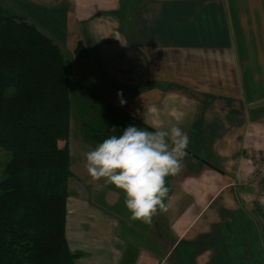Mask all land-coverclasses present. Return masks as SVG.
Masks as SVG:
<instances>
[{"label":"crops","instance_id":"1","mask_svg":"<svg viewBox=\"0 0 264 264\" xmlns=\"http://www.w3.org/2000/svg\"><path fill=\"white\" fill-rule=\"evenodd\" d=\"M21 1L67 5L88 53L91 87L82 83L189 138L182 171L166 179L167 212L145 224L130 220L122 192L89 178L96 146L83 129L71 142L70 123L65 236L76 264H264V178H253L264 154V0H247L238 31L226 0Z\"/></svg>","mask_w":264,"mask_h":264},{"label":"trees","instance_id":"2","mask_svg":"<svg viewBox=\"0 0 264 264\" xmlns=\"http://www.w3.org/2000/svg\"><path fill=\"white\" fill-rule=\"evenodd\" d=\"M73 56L86 60L77 40ZM53 39L0 7V264H76L66 236L70 83ZM84 136L93 145L129 125L153 130L72 79ZM113 129H116L113 132Z\"/></svg>","mask_w":264,"mask_h":264},{"label":"clouds","instance_id":"3","mask_svg":"<svg viewBox=\"0 0 264 264\" xmlns=\"http://www.w3.org/2000/svg\"><path fill=\"white\" fill-rule=\"evenodd\" d=\"M124 103L121 99L120 105ZM188 143L187 134L177 126L161 124L146 130L129 125L87 152L84 167L93 182L103 180L123 193L131 221L150 224L168 210L166 179L182 171Z\"/></svg>","mask_w":264,"mask_h":264},{"label":"rangeland","instance_id":"4","mask_svg":"<svg viewBox=\"0 0 264 264\" xmlns=\"http://www.w3.org/2000/svg\"><path fill=\"white\" fill-rule=\"evenodd\" d=\"M224 2H225L224 10L227 11L226 24L229 26V28L232 31H238V28L244 29V26H246V21H247L246 14H248L246 13L248 11V6L246 4L247 0H226ZM62 6L63 7L52 6L51 8H49V7H42L39 5H33L29 2H24L21 0H0L1 8L24 19L28 23L34 24L40 30V32H42L43 34H45L46 36L50 37L55 41V43L59 46L64 56L68 59L67 71H68V79L70 83V123H71V129H70L71 135L69 136V138L71 139V142H73L78 136V133L81 131L80 129H83V127L81 125V117L79 115L80 108L76 103L75 93L73 92V90H71V82L72 79L74 78L82 83L83 81L81 77L82 75L87 78V80H84L83 83L91 87L90 85L91 78L89 76L88 66H87L88 63L86 62V60L83 61L78 60L75 58V56H73V49L78 40L76 37V30L78 25L73 22L72 11L68 9L67 5L63 4ZM255 30L258 29L255 28ZM92 87L96 88L94 90L101 89L95 84H93ZM114 105L119 107L116 104ZM8 158H9L8 154L4 150L0 149V180L2 178L1 169ZM69 170H70V164H69ZM96 198L97 197H95V199ZM120 204H118L116 207H112L108 209L110 211L112 210L113 212H117L118 214Z\"/></svg>","mask_w":264,"mask_h":264},{"label":"built area","instance_id":"5","mask_svg":"<svg viewBox=\"0 0 264 264\" xmlns=\"http://www.w3.org/2000/svg\"><path fill=\"white\" fill-rule=\"evenodd\" d=\"M253 178H264V154L255 157Z\"/></svg>","mask_w":264,"mask_h":264}]
</instances>
